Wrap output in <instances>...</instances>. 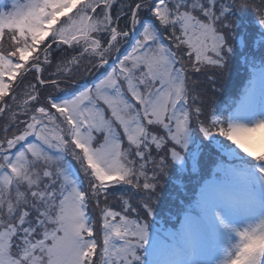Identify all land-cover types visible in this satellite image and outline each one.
I'll list each match as a JSON object with an SVG mask.
<instances>
[{
  "label": "snow or ice",
  "instance_id": "1",
  "mask_svg": "<svg viewBox=\"0 0 264 264\" xmlns=\"http://www.w3.org/2000/svg\"><path fill=\"white\" fill-rule=\"evenodd\" d=\"M0 264H264V0H0Z\"/></svg>",
  "mask_w": 264,
  "mask_h": 264
}]
</instances>
